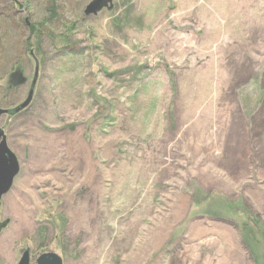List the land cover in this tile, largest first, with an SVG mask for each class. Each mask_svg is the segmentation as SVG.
<instances>
[{
	"label": "rangeland",
	"instance_id": "rangeland-1",
	"mask_svg": "<svg viewBox=\"0 0 264 264\" xmlns=\"http://www.w3.org/2000/svg\"><path fill=\"white\" fill-rule=\"evenodd\" d=\"M93 1L0 0V264H264V0Z\"/></svg>",
	"mask_w": 264,
	"mask_h": 264
},
{
	"label": "water",
	"instance_id": "water-1",
	"mask_svg": "<svg viewBox=\"0 0 264 264\" xmlns=\"http://www.w3.org/2000/svg\"><path fill=\"white\" fill-rule=\"evenodd\" d=\"M102 0H99L97 4H93L88 8V12L96 11L102 8ZM38 65L35 71V77L33 79L31 90L28 95V99L20 106L13 109H0V120L5 115H15L26 108H28L30 101L33 97L34 90L37 83ZM1 122V121H0ZM19 172L18 160L12 151L9 149L4 131L0 127V200L10 190L15 177ZM19 264H30V250L23 253L22 259ZM37 264H63V260L56 254L45 253L37 259Z\"/></svg>",
	"mask_w": 264,
	"mask_h": 264
},
{
	"label": "trees",
	"instance_id": "trees-1",
	"mask_svg": "<svg viewBox=\"0 0 264 264\" xmlns=\"http://www.w3.org/2000/svg\"><path fill=\"white\" fill-rule=\"evenodd\" d=\"M99 0H94L92 2V4H97ZM106 4V2L102 3V7H104V5ZM16 5V4H15ZM100 9V8H99ZM98 9V10H99ZM96 10V11H98ZM57 7L56 5H52L49 8V13L51 14V17H47L46 18V23H50L53 20H57L58 19V15H57ZM95 11V12H96ZM18 16H14L12 17L10 20V24L12 23L14 25V22H19V20H23L21 16L18 17V19L15 20V18H17ZM9 22V21H5V18L3 20V18L0 16V25H1V29H0V40L2 39V45H0V51H4V49H6V31L4 30V28L6 27L5 23ZM27 25H25L22 29L21 27L18 26H13L11 29V32H15L16 33H22L23 38L25 37V45H26V49L27 51L30 53V57L31 59H33V61L36 63V66L38 65V59H37V55H40L44 52V39L47 36V28L45 23L42 22H36V23H29V21L25 22ZM1 55V54H0ZM16 67L13 68V66L10 68L8 74H12L14 72H16L17 68ZM16 76V75H15ZM14 76V77H15ZM3 90L7 91V90H13L12 87H6L5 85L2 87ZM24 111V110H23Z\"/></svg>",
	"mask_w": 264,
	"mask_h": 264
},
{
	"label": "flooded vegetation",
	"instance_id": "flooded-vegetation-1",
	"mask_svg": "<svg viewBox=\"0 0 264 264\" xmlns=\"http://www.w3.org/2000/svg\"><path fill=\"white\" fill-rule=\"evenodd\" d=\"M27 250H29V249H27ZM27 250H26V251H27ZM33 254H34V253H32V252L30 251V264H33V263H31V256H32ZM42 255H43V254H42ZM40 256H41V255H40ZM40 256H39V257H40ZM39 257H38V258H39ZM38 258H37V259H38ZM34 264H37V260H35Z\"/></svg>",
	"mask_w": 264,
	"mask_h": 264
}]
</instances>
